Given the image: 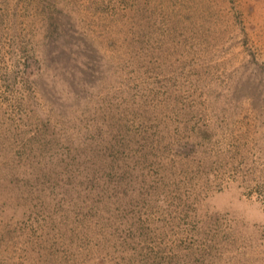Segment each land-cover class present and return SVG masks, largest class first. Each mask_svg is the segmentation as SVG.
<instances>
[{"label":"rangeland","instance_id":"obj_1","mask_svg":"<svg viewBox=\"0 0 264 264\" xmlns=\"http://www.w3.org/2000/svg\"><path fill=\"white\" fill-rule=\"evenodd\" d=\"M0 264H264V0H0Z\"/></svg>","mask_w":264,"mask_h":264}]
</instances>
